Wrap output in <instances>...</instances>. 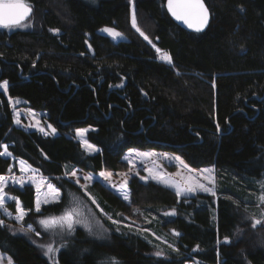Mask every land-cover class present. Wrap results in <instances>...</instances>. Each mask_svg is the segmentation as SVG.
I'll return each instance as SVG.
<instances>
[{
  "label": "trees",
  "instance_id": "obj_1",
  "mask_svg": "<svg viewBox=\"0 0 264 264\" xmlns=\"http://www.w3.org/2000/svg\"><path fill=\"white\" fill-rule=\"evenodd\" d=\"M203 1L209 25L188 32L169 17L165 0H133L152 44L131 28L129 0H24L33 7L30 27H0V83L9 81L6 93L0 89V151L7 144L11 157L61 191L58 202L36 212L33 187H12L26 212L21 224L40 233L39 220L61 213L75 196L107 229L100 238L80 227L63 240L52 237L61 246L58 264H264V0ZM105 26L125 39L99 34ZM157 48L172 63L160 61ZM13 98L45 112L56 133L17 127ZM87 126L95 154L75 136ZM130 148L175 154L193 168L213 166L216 196L180 197L131 176L125 201L99 181L85 191L65 178L77 168L125 171ZM11 157L0 156V175L13 170ZM0 221V252L13 264H50L37 243L41 235L14 231L1 212Z\"/></svg>",
  "mask_w": 264,
  "mask_h": 264
},
{
  "label": "snow or ice",
  "instance_id": "obj_2",
  "mask_svg": "<svg viewBox=\"0 0 264 264\" xmlns=\"http://www.w3.org/2000/svg\"><path fill=\"white\" fill-rule=\"evenodd\" d=\"M131 2L132 0H130V3ZM168 10L177 20L183 21L185 24L188 25L189 28H194L197 32L202 31V29L208 24L209 13H208V9L202 3V0H168ZM31 12H32L31 7L28 6L24 2V0H0V25H3L6 28L9 26H20L25 20L28 19ZM131 26L133 29H135L137 33H139L140 36L143 37L145 41H148L149 44H152V41L149 39V37L145 35V33L141 31V29L137 26V16L134 8L131 14ZM53 31H58V30H53ZM102 31L107 33L113 39L122 37V33L115 30L114 28L106 27ZM153 47H155V45H153ZM156 51L157 53H159L161 50L157 48ZM161 59L165 60L168 63H172L170 56L165 55L162 56ZM117 86L121 87L122 85H117ZM0 89H2L3 92L6 93L9 89V81L6 79L3 80L2 83H0ZM17 103H19V101H17ZM28 114L34 117V113L31 110L28 111ZM14 123L17 125L21 124L19 112H16L15 114ZM37 123H39V121H37ZM47 127L51 129V134L56 133V128L52 127L51 124L47 125ZM38 130L41 133H43L45 136L49 135V133L45 131L44 127H40ZM216 130L217 132L221 131V126L218 122L216 123ZM88 131L89 129H84V128L77 129L76 135L81 138V144L86 150H89L90 152H97L99 151V149L96 148L95 145L89 143L88 140L84 139V136ZM143 155L152 156L155 154L144 153ZM0 156H8V157L12 156V153L8 150L7 144L3 145V151H0ZM175 159L178 160L180 164L183 165V167L185 168L188 167V165H186L184 161L180 159V157H176ZM125 160H128V163L133 164V161L130 160L127 156L125 157ZM19 164H20V170L22 172L29 170V167L25 166L26 162L24 160H20ZM133 167H135L134 164ZM9 171H11V169H9ZM32 171H35V169H32ZM147 171L149 172V175L151 176L152 179L175 188L177 196H180L182 193L186 195L188 193H192L195 191H203L205 193L211 194L212 196H216V192L214 190V178L211 175L205 176L204 179L208 180L209 184H212L213 187H209L203 183H200L199 181L191 177L188 178L187 186L184 187L179 184L173 183L170 180L165 179L163 176L153 175L152 169H147ZM204 171L209 173L211 172V170L209 169H205ZM71 175L75 177L76 173L72 172ZM137 175H139V173H137ZM111 177H112L111 172L101 171L98 174V176L88 175V176H84L83 179L86 182L99 181L101 184L116 191L118 196L122 197L123 200L129 201V193L127 191L128 180L125 179L123 183L117 185L114 182H112ZM140 179L143 181H147L148 177L140 176ZM14 183H18L21 186H23L24 182L19 179H14ZM75 183L80 184L79 177H77ZM5 187H7L6 178L5 176L0 175V211L4 212L7 215H11V213H9L7 208L5 207V192H4ZM47 187L50 191H52L55 194L56 197H59L60 195L59 189L55 188L52 184H48ZM80 187L82 189H85L86 191L87 183L81 184ZM36 189L37 192L40 191V184L38 183L36 184ZM91 199H92V203L96 204L95 199L94 198ZM73 201L74 202L77 201V198L75 196H73ZM259 201L260 203L264 204V186H262V194L259 196ZM44 202L47 203L48 202L47 199H45ZM40 206H41V201L38 197L36 200V208H35L36 212L41 211ZM97 207H99L98 204ZM16 211L19 213L16 216V219L18 221H22L24 216L26 215V212L21 207L18 200H16ZM175 214H176L175 210H173L171 213H165V215H175ZM108 219L111 220V217L109 216ZM93 221H94L93 217H90L89 215L81 211V208L77 202V206L69 207L63 212L62 215L41 219L39 223L44 227L45 231L51 230L53 237L59 236L61 240H63L65 231L68 235H71L75 231V226L78 224L82 225L89 233H91L93 229ZM3 223H4L3 221H0V225H3ZM94 223L95 225L100 226L98 220H95ZM112 223L119 224L120 222L116 220H112ZM260 223H261L260 220L258 219L255 220L253 227H255L257 224ZM100 227L102 228V226ZM19 231L25 233H31L34 231V229L31 225H29L26 228L22 226L19 229ZM102 231L106 232L107 229H102ZM36 235H40V233L37 231ZM174 235L179 236L181 234L179 232L174 231ZM54 242L55 241L50 242L48 244L40 245L42 248L45 249V255L50 257L55 256L58 249L54 247ZM226 242H227V238H226ZM169 247L173 252L178 251L176 248L172 247L171 245H169ZM198 250H199V246L197 245L196 248L193 249V251H198ZM155 255L157 257H160L163 254L157 251ZM8 264H12V261L9 260ZM113 264H115V261H113Z\"/></svg>",
  "mask_w": 264,
  "mask_h": 264
},
{
  "label": "rangeland",
  "instance_id": "obj_3",
  "mask_svg": "<svg viewBox=\"0 0 264 264\" xmlns=\"http://www.w3.org/2000/svg\"><path fill=\"white\" fill-rule=\"evenodd\" d=\"M129 3H130V0H129ZM133 8H134V3H133V0H132V2L130 3V13H129L130 26H131V14H132ZM137 26H138V24H137ZM29 27H30V23L26 21V22L22 23V25L15 26L14 28L27 29ZM106 27L107 26L100 28L97 32L99 34L105 35L106 37H108L114 43L125 39V35L122 32H121L122 33V37L113 39L107 33L102 31ZM109 28H114V27H109ZM131 28H132V26H131ZM115 30H117V29H115ZM133 30L135 31V29H133ZM117 31H119V30H117ZM137 34L139 35V33H137ZM140 37H142V36H140ZM87 48H88V46H87ZM155 52H156V54H158L160 61H162L163 63H168V62H165V60L161 59V57L165 56V54L157 53L156 50H155ZM17 101H19V103H17ZM10 102H11V106H12V109H13L14 120H15L16 112L20 113L21 124L20 125L15 124L17 127H20V128H22V129H24L26 131H36V132H39V133H41V132L38 129L40 127H44L45 131H47L49 133V135H54V134H51V129H49L47 127V125H49L50 123L48 122V120L46 118V113L45 112L37 111V110L32 109L28 104H26L25 101H23V100H21L19 98H13V99L10 100ZM29 110H31L34 113V117L35 118L32 115L28 114ZM37 121H39V123H37ZM82 128L89 129V131L90 130H94L90 126L82 127ZM78 129H81V128H78ZM76 130H75V136H76V138L78 139V141L81 144V138L76 135ZM87 133L84 136V139H86V140H87ZM41 134H43V133H41ZM49 135H47V136H49ZM81 146H82V144H81ZM82 148L88 154H95L96 153V152H90L89 150H86L83 146H82ZM96 148H98V147H96ZM144 153H154L155 155L145 156V155H143ZM126 156L130 160L133 161V164L135 165V167H133V164L128 163V160H126L128 168L125 171L111 172L109 170H101V171L111 172L112 173L111 180H112V182H114L117 185L123 183V181L125 179H127L129 181V178L131 176H137L138 178H140V176H145V177H148L147 181H152V182L158 183L160 185H163V186H165L167 188H170V189L175 191V188L170 187V186H168V185H166L164 183H160L157 180L152 179L151 176L149 175V172L147 171V169H152V174L153 175L163 176L165 179L170 180L171 182L179 184V185L184 186V187L187 186V181H188L189 177L194 178L195 180H197L200 183H203V184H205V185H207L209 187H213L212 184H209L208 180L204 179L205 176L211 175L214 178V190H215V171H214V167L213 166H205V167H200V168H193V167H190L188 164H186L185 161L182 158H180L181 160L184 161V163L186 165H188V167L185 168V167H183V165L180 164V162L178 160L175 159L176 157H179V156H177L175 154H170V153H164V152L156 151V150H153V149L130 148V149H127L124 152L122 158L125 160ZM11 159L14 161L13 162L14 163L13 164V170H11L7 174L3 175V176H5L6 181H7V187H5V189H4V192H5V207L8 210V207L13 205L14 208H15V212L11 213L8 210V212L11 213V215H7V214H5L2 211H0V212L4 216L9 217L10 219H12V224H13L14 231L20 232V233H24V234L28 235V233L19 231V229L22 226L26 228V227L29 226V224H21V221H18L16 219V216L19 214L16 211V200H18V199L9 192L10 189L12 187H14V186L21 187L20 184L14 183V179L22 180L24 182L23 185H27L28 184V185H31L33 187L34 193H35V206H34V209L36 208V200H37L38 197H39V199L41 201V206L40 207L42 208L45 205L53 204V203L58 202L60 200V197H61V191L49 178L43 176L37 169L32 168L31 166H29L26 163L25 166L29 167V170L25 171V172H22L20 170V164H19V161L21 159H17V158H14V157H11ZM32 169H35V171H32ZM205 169H209V170H211V172L210 173L209 172H205L204 171ZM101 171H99L97 173H91V172H84L83 170L77 168V169H74V171H72V172L76 173L75 177H73L71 175V173H72L71 172V173L65 175V178L67 180L71 181L72 183H75L77 177H79L80 184H77V183H75V184L78 187H80L81 184L93 182V181L86 182L83 179L84 176H88V175L98 176V174ZM137 173H139V175H137ZM37 183L40 184V191L39 192H37V189H36V184ZM261 183H264V180L261 181ZM48 184H52L55 188L59 189V192H60L59 197H56L55 194L48 189V187H47ZM127 191H128V188H127ZM195 193H205V192H203V191H195V192H192V193H188L186 195L184 193H182L180 195V197L181 196L193 195ZM207 194H209V193H207ZM13 198H15V199H13ZM45 199H47V201H48L47 203L44 202ZM77 202H78V204H79V206L81 208V211H83L85 214L89 215L90 217H93L94 221L95 220L99 221V219L96 217L94 212L88 206H86L82 201H80L78 199H77L76 202H74L73 199H72V201L69 204V206H67L61 213H59L57 215H53V216L62 215L63 212L66 209H68L69 207L77 206ZM258 205H259L258 206L259 207L258 208V212L261 215V217H264V204L260 203V201H259ZM50 217H52V216H50ZM41 219H45V218H41ZM94 221H93V229H92V232L90 234H92L94 237H97V238H100L102 236H106L107 231L106 232L102 231V229H104V228L101 225L100 221H99V225L102 226V228L100 226L95 225ZM254 222H255V220H253V224H254ZM77 227L85 229L82 225H79V224L75 226V228H77ZM39 230H40V235H41L40 240L37 241V243H39V245L48 244V243L52 242L51 239H52L53 235H52V231L51 230L50 231H45L44 227L40 223H39ZM33 233H36L35 230L32 232V234ZM40 235H38V236H40ZM65 235H68L66 233V231H65ZM55 237H56V240L60 238L59 236H55ZM54 247H56L59 250L61 246L59 244L55 243ZM42 249H43V253H44L43 255L48 259L50 264H58V262H57V252L58 251L56 252L54 257H50V256L45 255V249L44 248H42ZM9 260H11V259L6 254L0 252V264H8ZM194 262H195V264H200L199 262H197L195 260L187 262L185 264H194ZM12 264H13V262H12Z\"/></svg>",
  "mask_w": 264,
  "mask_h": 264
},
{
  "label": "water",
  "instance_id": "obj_4",
  "mask_svg": "<svg viewBox=\"0 0 264 264\" xmlns=\"http://www.w3.org/2000/svg\"><path fill=\"white\" fill-rule=\"evenodd\" d=\"M26 3V2H25ZM202 3L204 4V6L207 8L206 4L204 3V1L202 0ZM28 6L31 7L32 9V12L30 14V16L28 17V19L31 17L32 13H33V7L31 5H29L28 3H26ZM164 6H165V9H166V12L167 14L169 15V17L172 19V21L178 25L180 28H182L183 30H186L188 32H197L194 28H189L187 24H185L183 21H180V20H177L172 14L171 12H169L168 10V0H165L164 2ZM208 9V8H207ZM208 13H209V20H208V24L202 29V31H199V32H203L207 29L208 25H209V22H210V12H209V9H208ZM27 19V20H28ZM27 20H25L24 22H26ZM23 22V23H24ZM0 27H4L3 25H0ZM9 27H15V26H9Z\"/></svg>",
  "mask_w": 264,
  "mask_h": 264
},
{
  "label": "bare ground",
  "instance_id": "obj_5",
  "mask_svg": "<svg viewBox=\"0 0 264 264\" xmlns=\"http://www.w3.org/2000/svg\"><path fill=\"white\" fill-rule=\"evenodd\" d=\"M166 62V61H165Z\"/></svg>",
  "mask_w": 264,
  "mask_h": 264
}]
</instances>
